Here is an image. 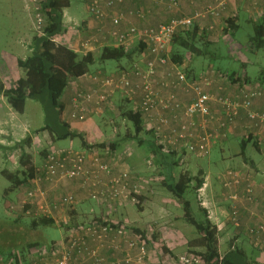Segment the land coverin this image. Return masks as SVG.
I'll return each mask as SVG.
<instances>
[{
  "label": "built area",
  "instance_id": "2783aa9c",
  "mask_svg": "<svg viewBox=\"0 0 264 264\" xmlns=\"http://www.w3.org/2000/svg\"><path fill=\"white\" fill-rule=\"evenodd\" d=\"M85 1L91 17L97 24L94 31L98 34L81 41L79 45L81 51L85 53L91 51L101 43V40L104 43L113 41L115 47H124L129 52L134 49V43L138 42L144 44L146 50L132 71H122L117 78L96 76L91 79L94 85L91 91L78 92L73 98L72 120L85 121L89 114L97 115L103 112L111 105V96L117 91H125L124 93L131 98L139 92V108L144 123L148 129H154L157 136L161 137V144L172 150H185L200 157L208 156L218 139H228L242 113L246 114L256 128L264 127V112L253 110L261 93L259 87L245 83L243 87L236 88L234 97L215 98L209 92L213 84L209 79L190 81L187 75L175 66L169 68L164 75L160 73V69L172 65L168 54L175 34L192 27L198 19L208 16L219 17L226 10L225 1H220L216 6H209L194 16L174 18L158 27L141 28L131 25L127 29L122 28L126 17L117 9L128 1L138 0ZM149 1L178 4V0ZM26 2L28 9L35 15V32L39 36H44L42 0ZM130 14L145 17L141 10L137 13L132 11ZM108 20L112 25L109 29L106 28ZM65 34L56 36L53 41L66 44L63 40ZM179 93L191 94L193 97L185 103L179 98ZM213 100L220 106L219 116H215L212 111ZM214 121L217 123L215 130L210 127ZM47 154L38 174L31 180L32 186L25 197V204L29 206L27 213L34 218L56 220L59 210L73 205L76 200L74 194L67 192L50 198L47 188L41 186L43 183L61 184L77 181L87 192L89 200L108 206L133 201L135 197L132 195L138 193L137 187H134L136 190H132L129 170L115 171L96 151L89 148H85L83 152L51 148ZM252 182L233 170H228L224 176L223 184L225 190H229L228 198L231 205L229 219L234 227L240 226L239 206L243 203L252 205L258 203L255 197L256 185ZM251 215L259 221L256 226L249 227V235L253 238L254 245L263 249L264 211ZM209 218L211 219V214ZM216 226L221 232L222 225L217 222ZM68 228L63 230L61 240L29 251L25 264H147L151 249L157 247L153 238L155 228L152 226L142 231L143 233H138L128 222L119 223L114 220L110 222L103 218L102 221H91ZM15 258L0 256V264H16ZM202 262L201 256L186 253L173 264Z\"/></svg>",
  "mask_w": 264,
  "mask_h": 264
},
{
  "label": "rangeland",
  "instance_id": "374dc122",
  "mask_svg": "<svg viewBox=\"0 0 264 264\" xmlns=\"http://www.w3.org/2000/svg\"><path fill=\"white\" fill-rule=\"evenodd\" d=\"M70 1L71 7L69 10L74 12L79 22L91 17L85 0ZM25 3L27 5L26 0H0V55L4 52L8 54L11 53L12 46L20 40L23 32V35H30L29 39H34L37 34L35 32L34 12L29 9L27 14ZM216 5L217 4L213 6ZM74 23H76L75 20L66 25L64 22L67 32L63 40L68 46H72L71 44L73 43L71 41L73 39H80V41H83L90 36L98 34L97 31L86 33L85 27H83L82 24ZM245 28L251 30L252 27L246 26ZM246 36L245 32H241L235 36L234 39L239 40L240 38L238 48L232 47L234 45L231 43L229 47V43L225 42L223 38H220L219 42L213 45L209 50L211 53L209 57L195 58L192 69L196 68L195 72L201 74L198 79H209L213 83L210 87L212 88L213 85L215 86L216 82L218 84V81L222 80L221 78L216 79V77L212 75L213 72H215L214 69L220 70L221 72H230L232 70L241 71L242 67L236 58H247L248 64L246 68L250 78H259L261 72L264 71V48L259 50L254 49L252 51L250 48H253V46L250 47L251 44L246 41ZM228 40L231 39L228 38ZM103 44L105 43L101 40L99 45ZM138 49L139 47L134 48L132 50L133 55L123 62V67L125 69L132 68L140 62V54L142 52L139 53ZM79 51L81 50L79 49ZM80 53L84 52L81 51ZM118 64L117 61H108L107 65L98 62L91 67L90 74L81 79V81H91L92 76L99 75L103 72L108 75H116L121 70H124L121 68L120 64ZM205 65L210 67H208L207 71L203 72ZM16 67V61L13 59V67L11 68L13 73ZM4 72L7 74L6 70ZM10 77H12L11 74ZM222 77L224 76L222 75ZM15 82L14 79H11L7 80L6 84L9 88L12 87ZM229 82L230 80L225 78L220 87L217 85L216 90H209V92L215 98L221 96L232 98L237 91H234L235 94L227 93L232 87ZM253 86L261 89L259 96V98H261L264 95V84L258 82ZM75 87L76 86H74L73 89H75ZM68 89H70V87ZM68 89L61 99L64 103L66 102L65 95ZM91 89L92 88H89L88 90ZM178 95L182 101L183 99L180 95L188 97L189 100L193 97L191 94L184 93H179ZM139 96L140 93L138 92L135 98H140ZM125 97L124 94L118 92L108 108L97 115L94 113L89 114L88 118L82 122L84 128L79 130L85 134V139L89 146H105V148L94 146L91 150L98 152L107 163L114 168L129 170L132 190H136L134 187H137L138 193L136 195L143 196L141 205H136L138 201L136 197L133 201L126 202L122 205H99L89 200L87 192L84 191L85 189H83L81 184L77 181H68L61 184L43 183L41 186H43L44 189L47 188L50 198H56L66 192L74 194L76 197L73 205L63 207L59 210L56 214L55 226L48 228L43 226L33 229L31 220L33 216L28 214V209L26 210V207H24L26 206V193L32 186L31 180H29L28 184L23 188L10 191L12 184L6 179L4 172L15 173L24 168L20 163L22 150L18 147V144L28 136L33 138V143L31 147H26V151L34 167H38V169L35 168L36 174L39 172V165L42 164L41 157L44 151L54 148L73 149L77 152H83L85 147L80 139L53 142L49 134L40 132L45 125V113L41 103L37 101L28 100L23 115H12L10 111L6 112V122L4 123V127L0 129V146L2 147L0 148V253L5 254L12 250H20L30 243L50 244L59 241L63 236V230L66 229H64L63 225L70 224L74 220L78 222H88L96 217L107 218L108 220L114 221H125L132 225V227L141 231H145L152 226L155 228V234L157 236H161V232L163 231L165 233L164 236H166V239H164L165 242H159L156 248L151 249V253H156L158 256L156 262L152 264H173L180 256L186 253H192L189 242L193 239L195 240L199 235L196 233L195 228L185 221L183 201L177 199L165 186V175L163 174L164 165H159L154 162V158H150L147 145L140 147L137 140L123 142V139L129 133L133 132L132 125L120 115V105H122V99ZM132 106L135 107V104L132 103ZM211 107L214 115L219 116L220 106L215 100L211 102ZM72 109V106L69 107V110L66 109L65 115L63 116L64 119L71 124L72 121L74 122V120L70 119ZM18 119H22L25 125L22 126ZM238 126L239 124L236 122L228 139H218L214 143L208 156L200 157L191 152H187L182 158L177 156V165L174 170L176 171L177 178L185 173H190V175L194 177H200V171H204V176H206L205 178L211 186V188H208L210 192L209 197H205L206 189L204 185L203 189L197 191V193L193 195L192 204L195 207H204L206 205V200H209L210 203L217 208L212 213H208V215L211 214L213 225L216 226L217 222H224L225 227H228L225 231L223 230V232L218 231V244L221 257L234 247L246 249L240 242H238L239 244L235 242L244 223V217L242 216L243 208H241L242 204L239 206L240 226L234 227L229 219L231 214V205L228 198L229 190H225L223 184L224 176L228 170L246 174L244 158L239 157L241 147L240 138H242L243 135L245 136V134L243 131L237 132ZM210 127L215 130L217 128L216 121L210 124ZM142 136L145 137L144 135ZM261 136L264 138V130ZM244 138H246V136ZM221 141H229L230 145V151L227 150V153L224 155L221 150ZM112 143H121L120 146H122L113 157H111L109 153L107 154L109 149H112ZM216 143L218 144L216 145ZM160 145L162 144H159V146ZM164 148L168 151L167 147L164 146ZM252 148L254 149V147ZM181 152L182 151H180V153ZM28 168L29 167H27L26 170ZM208 191H206V193H209ZM243 204L247 206L252 205L248 203ZM74 206L77 207L76 210H72ZM254 212H256V210L254 207H251V211L248 215L251 217V213ZM258 221L259 220L255 218L253 223L251 221V225L255 222L257 224ZM256 224H254L253 227L256 226ZM249 238L253 250L264 255V244L262 246L263 249H259L254 245V242H252L253 238L251 236H249ZM195 249L198 253H203L205 251L204 248Z\"/></svg>",
  "mask_w": 264,
  "mask_h": 264
},
{
  "label": "trees",
  "instance_id": "16d2710c",
  "mask_svg": "<svg viewBox=\"0 0 264 264\" xmlns=\"http://www.w3.org/2000/svg\"><path fill=\"white\" fill-rule=\"evenodd\" d=\"M71 7L70 0H42V13L44 16V36L35 35L33 39V51L26 59H19L17 66L21 72V76L12 85V87L5 88L3 84H0V94L2 93L10 107L19 115H23L26 109L28 100H33L41 103L45 113V125L42 127L40 132H46L49 134L53 142L63 140H74L80 139L85 148L100 147L105 148L104 145H93L89 146L85 139V134L71 126V123L64 119L65 111L67 109L65 103L61 100L65 91L70 87L73 88L76 82L88 76L91 71V67L96 63L105 64L108 61H117L121 70L116 75H108L103 72L99 75L92 76L93 79L96 76L105 77H119L122 71H132V68L125 69L123 62L128 60L133 55L132 51H127L124 47L105 46L101 49L100 54L96 55L91 51L87 53H80L67 44L56 43L53 39L58 36L65 34L67 29L64 25V12L66 9ZM234 19L228 20L227 28L234 30ZM228 34L227 29L225 31ZM235 33V32H234ZM141 44V43H139ZM251 44L255 49L259 50L264 48V18L256 24L254 27V34L251 37ZM211 47L207 42L206 33L203 32L196 23L188 29L181 30L175 34L172 40L170 52L168 54L169 62L172 65H168L165 68L160 69V73L164 75L169 68L172 66L177 67L183 73L187 75V79L190 81L197 80L198 78L192 75V65L194 59L197 57H209ZM146 46L142 44L138 52H145ZM215 52V51H214ZM216 53V52H215ZM141 56V55H140ZM142 58V56H141ZM141 60V59H140ZM118 64V65H119ZM217 75L222 74L228 77V79L236 84L238 87H243L247 80L236 77L234 72H221L214 69ZM221 72V73H218ZM262 79L260 80L264 84V71L262 73ZM161 78H157L160 80ZM91 82V81H89ZM249 83V82H248ZM92 86L93 83L91 82ZM78 87V86H76ZM214 87V85H213ZM93 88V87H91ZM69 90V89H68ZM91 90L77 88L72 97L77 95L78 92H88ZM120 92L126 96L120 105L121 117L132 125L133 132L129 133L123 142H129L131 140H137L138 145L142 147L147 145L150 158H154V162L159 165H164L163 174L165 175V186L167 189L179 200L183 201V207L185 211V221L192 227L195 228L196 233L199 235L195 240L189 242V247L193 254L202 257V264H264L258 260L251 258L247 255L246 251L241 247L231 248L224 256L221 257L219 252L218 244V230L215 225L209 219L207 209L203 207H195L192 204L193 195L197 191L201 190L205 184L206 176L204 171H200V177H194L190 173L181 174L178 178L176 176L175 167L177 165V156L179 158L184 157L187 151L168 148L165 150L161 144V137H158L154 129H148L144 123L141 109L139 108L140 98L133 97L132 99L128 96L125 91H117L111 96V103L115 95ZM166 92H164L165 94ZM140 97V96H139ZM135 104V107L132 106ZM126 104V105H124ZM248 118V117H247ZM72 119V118H70ZM80 122L83 121H76ZM255 128V127H253ZM144 135L145 137H143ZM142 136V137H141ZM229 138V137H228ZM264 139H258L253 132H250L248 136L241 142V144L247 147V144L253 143L258 149L263 150ZM33 138L28 136L26 139L18 144V147L22 150V158L20 160L23 169L11 173L4 172L6 179L12 184L11 190H19L26 186L29 180H33L36 175V169L32 164V160L26 151V147H31ZM121 143H112L111 148L107 152L111 157L121 149ZM0 148H2L0 146ZM244 148V147H243ZM48 151V150H47ZM47 151L42 153V164L47 158ZM243 154L244 150H243ZM244 160L249 162L246 155ZM41 164V165H42ZM39 165V166H41ZM29 167L27 170L26 168ZM113 167V166H112ZM115 171L121 170L114 168ZM124 169V168H123ZM36 174V175H35ZM8 192V191H6ZM138 199L136 205L140 206L142 203L143 196L133 194L132 197ZM76 206L72 210H76ZM29 206H26V210ZM32 228L37 229L39 227H53L56 224V220L53 218H32ZM103 218L96 217L92 221H102ZM111 222V220H108ZM91 222V221H88ZM88 222L73 221L70 224L63 225L65 228H72ZM125 221H119L124 223ZM132 226V225H131ZM134 231L143 233L141 230L132 227ZM154 241H158L159 236L154 234ZM48 244L42 243H30L25 248L20 250H12L8 253H0V256L16 257V264L26 263V254L34 248L43 247ZM165 248V247H164ZM195 248H204L203 253L196 252ZM167 251V249L165 248ZM22 260H21V259Z\"/></svg>",
  "mask_w": 264,
  "mask_h": 264
},
{
  "label": "crops",
  "instance_id": "0c3cea01",
  "mask_svg": "<svg viewBox=\"0 0 264 264\" xmlns=\"http://www.w3.org/2000/svg\"><path fill=\"white\" fill-rule=\"evenodd\" d=\"M220 1H225L227 3V7H226V10H224L219 17L208 16L206 18H201V19H198L196 21V26H198L203 32L206 33L207 42L210 45V47H212L213 45L218 43L220 38H223L225 40V42L229 43L228 44L229 47H230V43H231L234 45L232 47L238 48V43L240 42L239 41L240 38H239V40L234 39V38H235V36H237L241 32H243V33L245 32V34L247 35L246 41H248L251 44V37H253V34H254V27L256 26V24H258L264 18V1L263 0H178V4H176V5H173L170 2H165L164 4H161V3L151 2L149 0H138V1H134V2L128 1L124 5H121L120 7H118L117 10L119 12L123 13L126 17V22L123 23V27H122L123 29H127L131 25L138 26L141 28L158 27L161 24L168 23L169 21H171L174 18L185 17V16H187V17L188 16H194L196 13H199V12L205 10L209 6L215 5V4L219 3ZM25 6L27 9V14H28L29 9L27 8L26 3H25ZM69 9L70 8L66 9L64 12L65 25L67 23H70L71 21L75 20L76 23H74V24H80V25L82 24V26L85 27L86 33H90V32L94 31L95 27H97V24L93 20L92 17H89V19L84 20L82 22H79V20L76 18V15L74 14V12L70 11ZM139 10H141L144 13V15H145L144 18H140L136 14H134V15L130 14L132 11L137 13ZM230 19H234V26H233L234 30H229L230 28L228 29L226 27L228 20H230ZM111 26L112 25L110 23V20H108L106 23V28L109 29V28H111ZM246 26H248V27L251 26L252 27L251 30L246 29L245 28ZM226 29H227L228 34L225 33ZM23 33H22L20 40L15 45L12 46V50H11L12 52L10 54L4 52V53H2V55H0V68H1L0 69V84H3L5 88H8V86L6 84L7 80L14 79L15 81H17V79L21 76L20 75L21 72H18V71H20L18 66L16 67V70L14 73L11 69L13 67V59H15L16 64H17L19 59H26L33 51V42H34L33 39H31V38L29 39L30 35H23ZM65 36H66V34H65ZM228 38H230L231 40H228ZM71 42L73 44H71L72 46H69V47H71L72 49H74L78 52H81V51H79V49H80L79 45L81 42L80 39H77V40L73 39ZM104 45L105 46H114V43H113V41H110V42L105 43L103 45L98 44L91 50V52L98 55L99 52L101 51V49L104 47ZM141 46H142V44H139L138 42L134 43V48H136V47L141 48ZM251 46H253V45L251 44L250 47ZM250 49H252V51H253L255 48L253 46V48H250ZM236 60L240 63V65L242 67L241 71L239 72V71L232 70L230 72L236 73V75H237L236 77L244 79L245 81L247 80V83L249 82V84L254 85L255 83H258V82L263 84L260 81L262 79L261 76H262L263 71L261 72V75L259 78L252 79V78H250V76L247 72V68H246V65L248 64L247 58H238V59L236 58ZM103 65H107V63L103 64ZM208 67H210V66L205 65L203 68V72L207 71ZM195 69L192 70V75H193V77L198 78L201 74H198L197 72H195ZM5 70L7 71V74L4 72ZM227 71H229V70H227ZM218 73H221V72H218ZM10 74L12 75L13 78L10 77ZM14 74H16V75H14ZM212 75H214L216 77V79H220V78L222 79V80L218 81V84L216 82L215 86L210 88V90H212V91L216 90L217 85H218V87H220V85H222V82H224L225 78H227V80H228V77H226V76L220 77V75H222V74L217 75L216 72H213ZM229 84H231L232 87L227 91V93L228 94H231V93L235 94L234 91L237 88L236 84H234L231 81L229 82ZM75 85L78 87H75V89H73V88L69 89L65 95V98H66L65 105H66L68 110H69V107L72 106L71 105L72 97H73L74 92L77 90V88L84 90V89H89V88L93 87L91 82H89L87 80L86 81L80 80V81L76 82ZM180 96L183 99V101H185L186 103L190 101L188 99V97H185L184 95H180ZM253 110L256 112H259V113H262L264 111V95L261 98L257 99V101L255 102V105L253 107ZM7 111H10L12 115L17 114L10 107V105L7 103L5 96L1 93L0 94V129H2L4 127V123L6 122V112ZM17 115H19V114H17ZM18 120L22 126L25 125V123H24V121H22V119H18ZM237 122L239 124V126L237 127V132L243 131L245 136L246 135L248 136V134L250 132H253L254 135L258 137V139L261 138V134L263 133L264 127H261V128L257 127L256 128L255 124L247 118L245 113L241 114V116ZM71 126L74 128H77L78 130L81 128H84V124H82L80 122H73L72 121ZM253 127H255V128H253ZM245 136L243 135L242 138H240L241 142L244 140ZM221 142H219V143H221ZM217 144L218 143H216V145ZM220 145L222 147L221 150L223 151V155L227 153V150L230 151L229 141H227V142L223 141ZM246 146L247 147H245L244 144L243 145L241 144L239 157L243 158L244 155H246V157L249 159L248 160L249 162H246L244 160V165H245L247 170L245 169L246 174H243V175L247 179L253 181L252 183H254L256 185L255 197H256L258 203L256 205H248V206L246 204L241 205V208H243V210H242L243 215L242 216L244 217V223H243V228L240 229L239 236L235 242L237 244H239L238 242H240V244H243V246L246 248L244 250L246 251V253L249 257L258 260L259 262L264 263V255H262L261 253H259L257 251H254L252 246L250 245V238H249L250 235L248 232L249 226L251 225V221H252V223L254 222V218L252 217V215H251V217L248 215L251 211V207H254L256 212H259V213L264 211V191H263V187H264V152L262 150L258 149L253 143L247 144ZM252 147H254V149ZM243 150H244L245 154H243ZM204 185H205L204 187H205L206 191H208L209 187L211 188L210 183L208 182L207 179L205 180ZM206 191H205V197L208 198L210 192L208 191L209 193H206ZM205 204L206 205L203 208L207 209L208 213H212L213 211H215L217 209L213 204L210 203L209 200H206ZM216 213H217V211H216ZM219 223H221V225H222V231L221 232H223V230L225 231L228 228V227H225L224 222H218V224ZM254 224H256V222ZM253 225H251V226H253ZM164 235H165V233L162 231L161 236L159 235V237H160V238H158L159 240L155 241L157 246L159 245V242H165L164 239H166V236H164ZM263 238L264 237H262V239ZM168 246H170V245H168ZM157 259H158V256L156 255V253L152 252L147 264L155 263Z\"/></svg>",
  "mask_w": 264,
  "mask_h": 264
}]
</instances>
